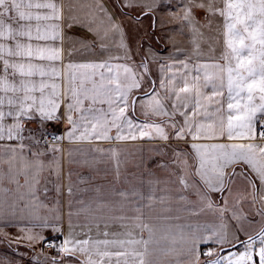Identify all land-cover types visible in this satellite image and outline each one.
Here are the masks:
<instances>
[{"label":"crops","instance_id":"obj_1","mask_svg":"<svg viewBox=\"0 0 264 264\" xmlns=\"http://www.w3.org/2000/svg\"><path fill=\"white\" fill-rule=\"evenodd\" d=\"M54 2L61 9V19L50 23L60 25L61 38L48 43L63 50L62 60L55 62V67L62 74L70 62L128 65L138 76L143 75L142 87L134 90L132 97H141L145 92H151L150 81H155L156 91L160 93V98L169 111L173 101L164 99L170 93L160 89L161 79L170 89V80L173 78L179 88L184 86L185 80L191 85L193 77L199 76L196 83L202 86L201 91L204 93L201 103L212 113L207 122L219 123L223 119L227 124L230 111L227 107V74H223L225 86L220 89L222 94L213 95L210 82L203 86L205 73L218 86L220 81L217 77L220 73L211 67H200L203 64L227 66L228 61L223 59L226 51L224 18L218 13L209 15L200 9L201 12L195 14L197 23L194 29L180 19L184 14L182 5L188 0H131L134 6L130 8L123 6L125 0ZM203 2L207 4L209 0ZM154 4L158 6L152 7ZM214 6L222 8L223 0H214ZM149 7L152 8L151 11ZM102 8L105 11H101ZM69 24L72 26L69 27ZM113 24L118 25L119 30H113ZM89 27L93 31H89ZM121 40L125 47H121ZM155 44H159V47H155ZM101 45L104 47L101 48ZM181 62L188 67L184 68ZM141 63L147 64V73L139 67ZM232 63L234 65L235 61ZM55 82L63 86L62 78H55ZM187 95L190 94L181 93L182 97ZM240 102L243 104L247 101L245 99ZM4 110H8L7 103ZM202 112L203 108L196 114L198 122L203 119ZM127 115L137 124L162 125L169 139H161L155 129H144L148 135L141 137L139 131L134 130L132 134L136 139L117 140L116 129L112 128L108 133L111 139L107 140L91 138L70 141L65 137L56 141L48 139L47 145L37 146L22 141L26 145L25 153L31 148L34 152L44 153L42 159L46 163L54 158L59 161L58 179L47 170L43 173L46 179L39 186L41 207H36L30 200L23 174L16 176L15 180L9 177L7 161L11 153H4L3 161H0V212L6 219L12 218L13 222L7 226L0 222V230L5 233L2 235L8 242L19 243L31 252V259L26 264H36L33 258L37 256V249L41 252L43 241L50 237L63 241L69 233L78 240L88 239L89 246L96 241H109L108 245L99 246L101 251H134L139 254L107 257L93 255L95 264H140L141 259L145 264H212L223 256L201 261V248L233 245L242 240L240 244H243L246 238L264 230V218L259 214L264 212V192L259 191V181L247 166L234 164L225 169L224 190L210 194L211 209L199 200L191 188L184 189L179 183L181 178L188 177L207 192L195 174V154L190 146L193 142L245 141H193L189 135L178 139L174 135L175 130L166 123L169 117L145 116L139 104L135 112L129 109ZM78 116L77 113L74 118L78 119ZM257 116L264 119L259 113ZM177 120L182 123V118L178 115L173 118V122ZM12 122L11 117L5 120L8 124ZM55 124L59 127L52 133L58 137L64 136L70 128L63 120ZM23 125V133L32 130L24 122ZM256 133L255 142L264 143L258 135L259 122ZM79 134L78 132L77 135ZM122 135L129 136L127 129ZM19 143L17 140L0 141V145L6 147H17ZM52 144H56L60 151L53 153L49 148ZM19 151L17 147V152ZM28 159L32 160L33 157L29 154ZM234 172L243 174L233 175ZM249 179L255 183L256 190L249 185ZM45 186L47 194L43 191ZM57 186L59 192L56 190ZM134 191L139 195H132ZM121 192L127 195L121 196ZM181 195L186 199L181 200ZM162 196L168 198L162 202ZM36 216L47 221L49 226L40 227L41 220L35 219ZM52 226L59 231L54 232ZM29 234L42 236L45 240L30 241L26 238ZM216 234L224 235L223 243L211 242ZM193 237L209 238V242H197L193 246ZM54 253L48 262L40 264H53L54 261L55 264H80L87 259L79 253Z\"/></svg>","mask_w":264,"mask_h":264},{"label":"snow or ice","instance_id":"obj_2","mask_svg":"<svg viewBox=\"0 0 264 264\" xmlns=\"http://www.w3.org/2000/svg\"><path fill=\"white\" fill-rule=\"evenodd\" d=\"M124 7H133L131 0H125ZM158 6L157 4L152 7ZM147 7V6H146ZM194 9H203L209 15L219 14L224 18L225 48L223 59L228 61L227 66L220 64H203L200 67L217 69L220 75L217 77L219 86L211 76L205 73V85L212 84L213 95H221L220 89L224 88V73L227 74V92L229 115L227 124L223 119L219 123L207 122L212 113L205 108L201 101L204 93L202 86L197 85L200 77H193L190 85L187 80L184 86L175 85L174 78L170 80L172 87H166L163 79L160 81V89L170 94L164 99L172 100L171 111L160 98L156 91L155 81H150L151 92H145L141 97H132L134 90L142 87L143 75L138 76L135 70L125 64H111L108 62L68 63L62 74L56 67L55 62L62 60V48L52 46L48 41L57 40L60 37V25L50 23L61 19V9L54 0H0V141L17 140V147L0 145V161H3L4 153H11L8 158V175L15 180L16 176H25V187L28 188V196L36 207H41L40 184L46 178L43 173L47 170L49 174L59 177V161L53 159L45 162L42 157L44 153L34 152L28 148L27 153L23 144L25 120L38 119L41 128L40 138L30 132L29 138L35 144H48V139L53 141L67 138L74 139H111L108 133L112 128L116 129V139H136L132 134L139 131L141 137L148 135L144 129H155V132L163 140L169 139L165 128L160 124H137L127 115L129 109L136 111L139 104L140 110L145 116H167L168 127L174 129V135L178 139L191 136L193 141L210 140L218 141H245L243 143H195L190 146L195 154V174L207 189L203 191L200 186L188 177L181 178L179 183L184 189L191 188L199 200L211 209L212 202L210 194L223 192L225 169L234 164H243L255 175L259 181V191L264 192V143H256V128L259 122V138L264 140V119L258 118L257 114L264 116V0H223V7L214 6V0L207 4L200 0H188L182 5L183 16L180 19L195 29L197 23ZM152 8L149 7V11ZM101 11H105L103 8ZM111 20V17H109ZM72 25L69 24V27ZM113 30H119V26L113 24ZM89 31H93L89 27ZM97 35H99L97 33ZM239 45V46H237ZM259 45V47H257ZM104 45H101L103 48ZM121 47H125L121 40ZM120 59V57H115ZM235 61L233 65L232 61ZM183 64L184 68L188 65ZM139 67L147 73L146 63ZM163 72V68H161ZM39 78L38 80L36 78ZM62 78L63 86L55 82V78ZM47 78V79H46ZM181 93L190 94L181 96ZM173 96L175 99L173 100ZM211 101V97L208 98ZM246 103H241L245 100ZM235 101V103H233ZM7 103L8 110H4ZM106 105L107 107H96ZM63 106V111H61ZM203 108L201 121L195 119L198 110ZM219 111V109H217ZM79 114L78 119L74 118ZM181 121H174L176 116ZM7 117L12 118V123H5ZM61 120L70 125L64 136L58 137L55 133H49L43 126L48 123H57ZM179 124V127L177 125ZM83 129V131H81ZM127 129L129 136L122 133ZM80 133L77 135V133ZM50 150L55 153L60 151L56 144L49 145ZM33 157L28 159V155ZM19 165V166H18ZM186 166V163H185ZM243 173H233L242 175ZM2 176V173H0ZM253 190L256 185L248 180ZM59 192L58 186L56 187ZM47 194V187L43 189ZM71 191V189H69ZM231 191V190H229ZM121 196L127 193L121 192ZM132 195H139L133 192ZM168 197L162 196L163 202ZM181 200L186 197L181 195ZM221 212L223 209L220 210ZM264 218V212L259 213ZM235 216V213H233ZM35 219L41 220L40 227H48L47 221L39 216ZM0 222L5 225L12 224V218H5L0 212ZM53 231L59 229L55 226ZM28 240H45L42 236L27 235ZM223 234H216L211 242L223 243ZM50 246L65 255L86 256V261L80 264H95L92 256L107 257L111 255L137 256L136 252L110 253L101 251V244L108 245L110 242L96 241L90 245L88 239H75L71 233L57 246L54 241L48 242ZM208 243L209 238L193 237L195 243ZM131 243V241L129 242ZM147 243V242H145ZM256 240L249 238L245 245V251L238 254V259H227V264H256L254 255H258L259 264H264V230L259 234L258 253L253 246ZM93 249L95 251L93 252ZM210 254V253H209ZM55 264V261L53 262ZM140 264H145L140 260ZM212 264H221L220 260Z\"/></svg>","mask_w":264,"mask_h":264},{"label":"rangeland","instance_id":"obj_3","mask_svg":"<svg viewBox=\"0 0 264 264\" xmlns=\"http://www.w3.org/2000/svg\"><path fill=\"white\" fill-rule=\"evenodd\" d=\"M195 14H199L201 11L200 9H194ZM161 45V44H160ZM155 47H159V44H155ZM24 123L29 127L32 128L31 131H25L23 133V136L25 137V141H28L32 145L37 146L38 144H35L32 139L29 138V133L32 132L35 134L36 138H40L41 132L37 131V129L41 128V125L37 119L34 120H26ZM49 133L55 132L58 129V125L53 124V123H48L43 126ZM260 130V129H259ZM50 139V138H49ZM43 144V143H41ZM261 228V226H260ZM258 228V229H260ZM5 234L2 230H0V264H26V262L30 261L31 259V252L28 251L23 245L19 243H13V242H8L4 236L2 235ZM253 239L256 240V244L253 246L254 250L258 253V249L260 247L259 244V235L254 237ZM249 241V240H248ZM246 241L243 244H239L237 246L228 248V249H222L228 246H231V244H227L224 246H214L213 248H201V261L205 260H215L216 257L223 256L220 261L221 264H227V259L224 258H231V259H238V254L243 253L245 251V245L248 242ZM43 243H41V252L39 249H37V256L33 258V261L36 264L41 263H46L51 259V256L54 255V252H59L54 251V252H48L43 249ZM204 247V246H203ZM16 248V249H15ZM222 249V250H221ZM210 253V254H209ZM254 260L256 264H259V258L258 255H254ZM202 263V262H201ZM31 264V263H30Z\"/></svg>","mask_w":264,"mask_h":264},{"label":"built area","instance_id":"obj_4","mask_svg":"<svg viewBox=\"0 0 264 264\" xmlns=\"http://www.w3.org/2000/svg\"><path fill=\"white\" fill-rule=\"evenodd\" d=\"M46 241H48V242L54 241L55 244H56L57 246H59V245L62 243V240L59 239V238H56V237H50V238L46 239V240L44 241V243H43V249H44L45 251L50 252V253H51V252H54V251H57V248H56V247H52V246H50V244L47 243Z\"/></svg>","mask_w":264,"mask_h":264},{"label":"water","instance_id":"obj_5","mask_svg":"<svg viewBox=\"0 0 264 264\" xmlns=\"http://www.w3.org/2000/svg\"><path fill=\"white\" fill-rule=\"evenodd\" d=\"M262 230H263V229H262ZM262 230H260L259 232H257L255 235L251 236V238H254V237H256L257 235H259V234L261 233ZM249 238H250V237L246 238L244 241H248ZM242 241H243V240H242ZM242 241L236 242L235 244H233V245H231V246H228V247H225V248H222V249H228V248L234 247V246H236V245L242 243ZM222 249H221V250H222Z\"/></svg>","mask_w":264,"mask_h":264}]
</instances>
